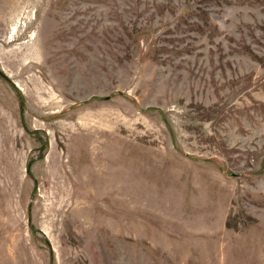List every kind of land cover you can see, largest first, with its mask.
<instances>
[{
    "label": "rangeland",
    "instance_id": "374dc122",
    "mask_svg": "<svg viewBox=\"0 0 264 264\" xmlns=\"http://www.w3.org/2000/svg\"><path fill=\"white\" fill-rule=\"evenodd\" d=\"M0 264H264V0H0Z\"/></svg>",
    "mask_w": 264,
    "mask_h": 264
},
{
    "label": "bare ground",
    "instance_id": "6f19581e",
    "mask_svg": "<svg viewBox=\"0 0 264 264\" xmlns=\"http://www.w3.org/2000/svg\"><path fill=\"white\" fill-rule=\"evenodd\" d=\"M59 32V31H58Z\"/></svg>",
    "mask_w": 264,
    "mask_h": 264
}]
</instances>
